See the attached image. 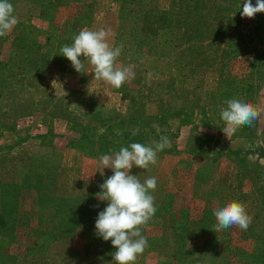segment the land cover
Here are the masks:
<instances>
[{"label":"rangeland","instance_id":"1","mask_svg":"<svg viewBox=\"0 0 264 264\" xmlns=\"http://www.w3.org/2000/svg\"><path fill=\"white\" fill-rule=\"evenodd\" d=\"M9 2L19 22L0 37V212L13 215L0 264H111L94 227L112 175L100 157L162 136L171 147L131 173L157 181L135 264H264V12L242 18L243 0ZM83 28L123 45L117 66L134 78L115 89L87 61L76 72L60 49ZM230 99L259 118L233 132L220 119ZM231 201L249 228L213 232V210Z\"/></svg>","mask_w":264,"mask_h":264},{"label":"clouds","instance_id":"2","mask_svg":"<svg viewBox=\"0 0 264 264\" xmlns=\"http://www.w3.org/2000/svg\"><path fill=\"white\" fill-rule=\"evenodd\" d=\"M261 12H264V0H256L255 4L252 0H243L242 18H253ZM18 22L9 0H0V37L8 35ZM109 35L104 29L83 28L73 38V43L63 46L60 51L76 72L81 73L85 68L84 61H87L95 80L119 89L134 78V72L131 66H117L123 45L112 47L108 42ZM148 75L151 76V73ZM226 105L220 111V119L233 132L244 125L251 126L260 116L252 103L240 99H230ZM138 131L134 127L132 134L136 135ZM170 147L169 138L162 136L151 146L131 143L112 155L100 157L102 170L110 169L112 175L99 185L100 191L96 193V198L106 202L107 206L98 213L94 227L95 235L105 242L110 240L115 249L111 254V264H135L137 257L148 246L141 229L157 211L154 197L150 194L156 189L157 181L155 177H150L141 182L138 175L131 173L134 167L146 169L156 164L157 154ZM213 215L216 219L213 232L232 227L246 231L252 222L246 206L236 201L215 208Z\"/></svg>","mask_w":264,"mask_h":264},{"label":"trees","instance_id":"3","mask_svg":"<svg viewBox=\"0 0 264 264\" xmlns=\"http://www.w3.org/2000/svg\"><path fill=\"white\" fill-rule=\"evenodd\" d=\"M145 39H146V37H145ZM152 40L154 43L153 42H145L144 43L143 53H150V51L152 49H155L157 47V43L155 41V38H153ZM150 43H152V45ZM85 137L87 138L88 136L85 135ZM98 150H99V153H102L103 149H102L101 143H99V141H98ZM7 211H9V210L7 209ZM172 212H173V209H172ZM0 213H2V212H0ZM11 215H13V213L4 212V214L3 213L1 214L0 223L3 221V223H2L3 228L6 227V224L12 219ZM8 216H10V218H8ZM151 219H156L155 215ZM161 219L162 218H160L159 220H161ZM0 226H1V224H0ZM0 233H2V232L0 231Z\"/></svg>","mask_w":264,"mask_h":264}]
</instances>
